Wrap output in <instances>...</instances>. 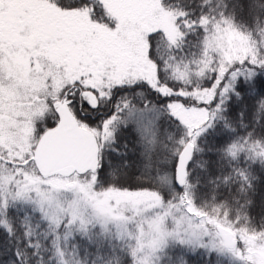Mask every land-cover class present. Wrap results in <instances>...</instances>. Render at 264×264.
Instances as JSON below:
<instances>
[{"label":"snow or ice","instance_id":"obj_1","mask_svg":"<svg viewBox=\"0 0 264 264\" xmlns=\"http://www.w3.org/2000/svg\"><path fill=\"white\" fill-rule=\"evenodd\" d=\"M258 184L264 0H0V264H264Z\"/></svg>","mask_w":264,"mask_h":264},{"label":"trees","instance_id":"obj_2","mask_svg":"<svg viewBox=\"0 0 264 264\" xmlns=\"http://www.w3.org/2000/svg\"><path fill=\"white\" fill-rule=\"evenodd\" d=\"M135 178H131L128 183L134 184ZM254 204L252 208V214L254 218H259L260 213L264 211V186L257 185V190L254 193ZM0 259H3V257H0ZM208 257H200V256H192L189 258V264H207ZM213 264H215V257L212 258Z\"/></svg>","mask_w":264,"mask_h":264}]
</instances>
